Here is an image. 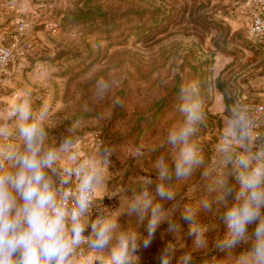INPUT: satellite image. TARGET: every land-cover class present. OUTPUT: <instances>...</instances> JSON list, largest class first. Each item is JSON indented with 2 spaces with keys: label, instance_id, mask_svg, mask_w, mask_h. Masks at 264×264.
Segmentation results:
<instances>
[{
  "label": "clouds",
  "instance_id": "obj_1",
  "mask_svg": "<svg viewBox=\"0 0 264 264\" xmlns=\"http://www.w3.org/2000/svg\"><path fill=\"white\" fill-rule=\"evenodd\" d=\"M114 73L95 79L96 99L121 86ZM180 80L179 118L154 149V174L133 180L114 165L116 145L98 138L81 148L83 119L50 129L53 106L43 101L34 108L31 90H23L0 118V264H143L142 252L157 240L152 264H226L225 256L227 264H264V132L258 130L264 109L225 92L232 103L224 105L206 159L197 137L209 120L212 81ZM144 154L142 146L130 153ZM198 169L201 178L211 169L213 183L208 195L185 203L175 182ZM214 206L222 234L211 239L213 229L199 216Z\"/></svg>",
  "mask_w": 264,
  "mask_h": 264
},
{
  "label": "rangeland",
  "instance_id": "obj_2",
  "mask_svg": "<svg viewBox=\"0 0 264 264\" xmlns=\"http://www.w3.org/2000/svg\"><path fill=\"white\" fill-rule=\"evenodd\" d=\"M256 5L251 0H0V45L12 49L10 63L0 71V118L29 89L34 108L47 101L56 111L50 129L59 131L82 118L80 147L98 138L116 145L114 165L127 169V179L133 180L154 174L159 154L154 149L179 118L181 76L211 79L209 120L197 137L209 159L224 105L232 103L225 92L264 109V36L250 32ZM20 21L22 31L16 29ZM94 67L99 71L86 79ZM113 69L121 86L96 99L95 79H111ZM258 130L264 132V123ZM135 146L144 149L140 159L130 155ZM213 180L211 169L207 178L198 169L188 180L175 182V190L194 204L208 195ZM192 185L198 191L191 192ZM217 215L214 206L199 216L213 229L211 239L222 234ZM159 243L142 252L143 264H152Z\"/></svg>",
  "mask_w": 264,
  "mask_h": 264
},
{
  "label": "built area",
  "instance_id": "obj_3",
  "mask_svg": "<svg viewBox=\"0 0 264 264\" xmlns=\"http://www.w3.org/2000/svg\"><path fill=\"white\" fill-rule=\"evenodd\" d=\"M252 4L256 3V11H253L251 16L250 32L255 37L264 36V0L259 2L258 0H251ZM24 22L20 21L17 24V30L22 31L24 29ZM0 57H3L0 62V71H2L12 59V49L9 46L0 45ZM256 109H263L259 106Z\"/></svg>",
  "mask_w": 264,
  "mask_h": 264
},
{
  "label": "crops",
  "instance_id": "obj_4",
  "mask_svg": "<svg viewBox=\"0 0 264 264\" xmlns=\"http://www.w3.org/2000/svg\"><path fill=\"white\" fill-rule=\"evenodd\" d=\"M16 29H17V24H16ZM3 29H0V39H1V33L3 32ZM3 34V33H2ZM2 41V40H1ZM4 46V45H3Z\"/></svg>",
  "mask_w": 264,
  "mask_h": 264
}]
</instances>
